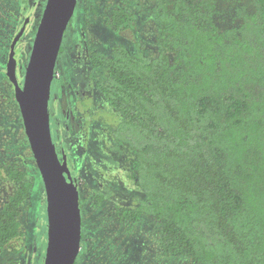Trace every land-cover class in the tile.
Here are the masks:
<instances>
[{"label":"trees","instance_id":"1","mask_svg":"<svg viewBox=\"0 0 264 264\" xmlns=\"http://www.w3.org/2000/svg\"><path fill=\"white\" fill-rule=\"evenodd\" d=\"M150 1L156 53L137 43L91 56L90 78L120 116L106 154L128 161L122 174L135 191L113 217L155 220L160 258L264 264V0L223 11L219 0ZM131 20L117 8L107 24L118 32ZM0 176L14 186L0 209V253L16 252L33 176L18 161L0 162ZM91 197L97 209L112 188Z\"/></svg>","mask_w":264,"mask_h":264},{"label":"rangeland","instance_id":"2","mask_svg":"<svg viewBox=\"0 0 264 264\" xmlns=\"http://www.w3.org/2000/svg\"><path fill=\"white\" fill-rule=\"evenodd\" d=\"M33 1L0 0V162L18 161L34 181L29 201L22 207V234L20 241L15 242L16 252L12 246H6L0 253V264H43L46 250L44 187L12 85L6 77L11 39L27 17L28 11L25 13L23 8H30ZM35 1L37 8L17 47L21 54L15 74L18 73L20 80L46 3V0ZM236 1L239 0H219V10H225ZM117 8L132 17L127 30L116 32L107 24L111 9ZM156 18L157 11L150 0H77L63 35L50 91L49 115L57 155L62 150L65 152L71 176L75 174L78 182L85 236L81 239L77 264H186L184 257H158L155 236L159 225L155 220L147 217L131 225L115 221V206L131 205L135 191L122 174L128 169V161L106 154L110 131L120 116L109 107L90 78L92 54L111 57L115 46H124L133 52L137 43L142 44L147 53H156L153 44ZM26 156L30 165L23 161ZM104 186L112 188L113 197L95 209L91 196ZM13 191V184L0 176V209ZM103 234L106 241H101L105 239Z\"/></svg>","mask_w":264,"mask_h":264},{"label":"water","instance_id":"3","mask_svg":"<svg viewBox=\"0 0 264 264\" xmlns=\"http://www.w3.org/2000/svg\"><path fill=\"white\" fill-rule=\"evenodd\" d=\"M77 0H46L20 84L15 75L16 45L29 16L9 46L6 77L13 87L29 148L41 175L47 217L43 264H74L82 239L78 189L67 157L60 161L50 129L49 99L64 32Z\"/></svg>","mask_w":264,"mask_h":264},{"label":"flooded vegetation","instance_id":"4","mask_svg":"<svg viewBox=\"0 0 264 264\" xmlns=\"http://www.w3.org/2000/svg\"><path fill=\"white\" fill-rule=\"evenodd\" d=\"M37 4H38V2L37 1H35V3L33 2V4L30 6V8H29V10H27L26 12V14H25V16H29V20H28V23H27V25H26V28H25V31H26V29H27V27H28V25L31 23V20H32V17H33V15H34V11H35V9L37 8ZM44 9V8H43ZM41 18V17H40ZM23 24V23H22ZM22 24L19 26V28H18V30L16 31V33L19 31V29H20V27L22 26ZM25 31H24V34H23V36L25 35ZM15 33V34H16ZM15 34H13V37L15 36ZM23 36L21 37V39L23 38ZM13 37H12V39H13ZM12 39H11V41H12ZM20 39V40H21ZM19 40V41H20ZM19 43V42H18ZM18 43H17V45H16V55H15V57H16V59L18 58V56L21 54V51H20V49H18L17 47H18ZM9 53V52H8ZM7 59H8V56H7ZM17 63H18V61H17ZM16 66H17V64H16ZM16 66H15V68H16ZM6 70H7V63H6ZM16 75V78H17V81L21 84L22 83V81H23V77H22V79L20 80V76L18 75V73L17 74H15ZM13 88V87H12ZM65 155V152L62 150V152L60 153V154H58V158H59V160L61 161L62 160V155ZM66 157H67V155H65ZM67 161H68V157H67ZM69 165V164H68ZM70 169V168H69ZM71 174V173H70ZM72 177V176H71ZM72 179H74L75 180V183H76V185L78 186V182H77V180H76V176H75V174H74V176L72 177ZM78 189V188H77ZM45 214H46V200H45ZM81 227H82V223H81ZM46 228H47V220H46ZM46 244H47V239H46Z\"/></svg>","mask_w":264,"mask_h":264}]
</instances>
